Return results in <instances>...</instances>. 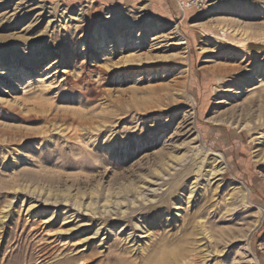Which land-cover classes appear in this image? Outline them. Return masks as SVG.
<instances>
[{"label":"rangeland","instance_id":"rangeland-1","mask_svg":"<svg viewBox=\"0 0 264 264\" xmlns=\"http://www.w3.org/2000/svg\"><path fill=\"white\" fill-rule=\"evenodd\" d=\"M191 1L0 0V264H264V0Z\"/></svg>","mask_w":264,"mask_h":264},{"label":"built area","instance_id":"built-area-1","mask_svg":"<svg viewBox=\"0 0 264 264\" xmlns=\"http://www.w3.org/2000/svg\"><path fill=\"white\" fill-rule=\"evenodd\" d=\"M196 1H191V2H179V7L181 8L182 11H185L188 8L193 7L195 5Z\"/></svg>","mask_w":264,"mask_h":264},{"label":"bare ground","instance_id":"bare-ground-1","mask_svg":"<svg viewBox=\"0 0 264 264\" xmlns=\"http://www.w3.org/2000/svg\"><path fill=\"white\" fill-rule=\"evenodd\" d=\"M215 159H216V162H218L219 165H222L223 164V158L222 157H215ZM221 170L219 172H221Z\"/></svg>","mask_w":264,"mask_h":264}]
</instances>
